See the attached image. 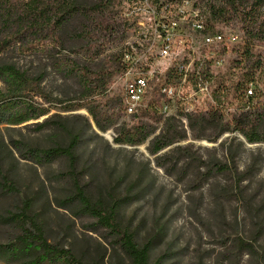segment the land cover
Returning <instances> with one entry per match:
<instances>
[{"label": "rangeland", "instance_id": "374dc122", "mask_svg": "<svg viewBox=\"0 0 264 264\" xmlns=\"http://www.w3.org/2000/svg\"><path fill=\"white\" fill-rule=\"evenodd\" d=\"M73 1L81 8L95 3ZM180 1L158 0L154 7L163 12L160 3H168L175 10ZM127 2L113 4L111 11L116 13L108 22L130 36L135 31L123 27L121 16ZM208 3L219 6L214 0H188L184 9L211 17ZM261 7L262 18L264 5ZM241 17L213 20L222 43L212 36L205 47L203 33L192 26L177 31V38H186V43L170 44L176 60L199 61L213 97L223 103L205 128L189 119L156 121L143 117V110L127 115L119 102L121 42L105 33L104 22L93 23L94 45L84 53L81 34L91 22L83 14H75L63 24L60 45L36 52H20L17 46L0 54V64L8 62L30 75L41 74L40 84L49 98L36 100L48 108L47 114L19 125L0 124V245L17 241L28 226L18 216L25 212L42 227L51 244L70 249L84 262L132 264L108 231L96 226L89 215L79 213L76 201L67 199L75 191L76 180L91 199L106 205L117 203L118 222L138 245L148 246L151 263L264 264V142L248 143L233 129L234 120L244 112L252 118L264 115V40L250 38L257 23ZM100 19L104 16L96 22ZM145 22L138 36L150 34L149 19ZM56 61L59 64L54 66ZM71 62L103 77L105 86L99 83L86 97L80 77L69 71ZM243 73L254 74L256 97L251 103L243 96L244 85L235 86ZM85 101L106 106L111 116L106 130L97 128L87 106H76ZM136 124L149 131L146 141L133 146L114 141L118 131ZM70 134L78 137L72 149L73 167L64 155L40 164L30 158V149L66 147ZM164 134H175L174 142L152 152V139ZM238 238L253 244L254 249H241ZM38 253L23 247L17 251L0 247V264H64L50 259L34 262Z\"/></svg>", "mask_w": 264, "mask_h": 264}, {"label": "trees", "instance_id": "16d2710c", "mask_svg": "<svg viewBox=\"0 0 264 264\" xmlns=\"http://www.w3.org/2000/svg\"><path fill=\"white\" fill-rule=\"evenodd\" d=\"M119 1L95 0L93 5L81 8L73 0H0V54L9 48H16L17 46V50L20 52H36V50L44 51L48 47L60 45L62 26L75 14H83L91 22V25H84L81 34L86 43L82 48L84 53H88L94 45L93 33L95 29L92 27L93 23L98 26L101 22H104L105 33L112 40L118 37V42H120L123 31L119 32L113 24L108 22L110 20L113 21L116 12L111 11V8L113 4ZM214 2H218L219 6L214 5V3H208V8L212 14L211 17L205 16L204 18L202 16L205 33L214 32V19L223 21L240 15L242 16L241 18L251 17L257 23L250 30L249 37L254 40H264V14L261 18L258 13L262 8L261 6L264 5V0H214ZM247 7H249V10H246ZM108 14L109 18L106 20L105 15L107 16ZM102 16H104V19L96 22ZM58 62L56 61L54 66H57ZM69 71H73L80 77L81 88L85 91L86 97L95 92L99 83H101L102 87L105 86L104 78L93 75L86 66H79L71 62ZM253 77V73H243L242 81L235 85L236 87L244 85L243 96L249 103L256 97ZM41 79V74L30 75L12 63L5 62L0 64V124L19 125L24 121L37 119L39 116L48 113V108L44 107L42 102L36 101L38 99L45 101L49 99L41 87ZM250 82L254 85V90L251 95H246V89ZM76 106H87L88 112L99 130H106L110 126L111 116L108 114L106 106L100 108L94 105L93 101L79 102ZM215 111V108H210L206 114H194L193 116H188V119L190 121H198L200 127H209L210 123L216 118ZM144 116H149L159 121L154 110H144ZM59 125L63 127L60 123ZM233 129L241 132L248 143L264 142V115L259 114L256 118H252L244 112L239 119L234 120ZM148 133L149 131L146 130L145 126L136 124L129 129L118 131L114 141L133 146L146 141L149 136ZM70 137V142L66 147L55 146V148L39 150L30 149L28 154L38 164L55 156L64 155L68 157L71 168L75 162L72 149L76 145L78 137L73 134H70ZM175 137V134L172 136L164 134V136L154 137L151 151L154 153L159 152L165 146L173 143ZM217 169L223 170L220 166H217ZM74 184L75 191L67 199L76 201L79 204V213L89 215L95 220L96 226L107 230L126 257L132 261V264H160L158 261L151 263L148 260V246L138 245L132 233L118 222L116 214L117 203L106 205L101 200H93L86 195L83 187L76 180H74ZM18 216L27 220L28 226L22 230V234L15 243L0 245V247L10 251H17L20 247L25 250L33 249L38 251L39 253L34 259V262L38 263H43V261L50 259L59 260L64 264H95L94 262L82 261L70 249L51 244L46 238L42 227L25 212H20ZM238 245L241 249H254L253 244L246 240L244 241L242 238H238Z\"/></svg>", "mask_w": 264, "mask_h": 264}, {"label": "built area", "instance_id": "2783aa9c", "mask_svg": "<svg viewBox=\"0 0 264 264\" xmlns=\"http://www.w3.org/2000/svg\"><path fill=\"white\" fill-rule=\"evenodd\" d=\"M158 0H128L127 9L121 16L123 27H132L135 32L128 34L123 30L120 50V105L130 116L141 110L155 111L159 121L165 118L180 119L186 122L188 116L206 114L210 108H221L223 103L215 100L213 90L209 86V77L198 67L199 61L171 54V42L181 43L186 38H177V31L186 27H195L203 33V42L220 32L205 33L202 14L184 9L188 0H181L175 10L169 9L168 3H160L163 12H158L155 5ZM166 14H161V13ZM191 13L193 16L191 18ZM145 18L150 21V34L138 36V29L145 28ZM137 31V32H136ZM218 44V43H215ZM158 47V51L155 48ZM191 57H195L191 54ZM254 90L252 82L248 83L246 95Z\"/></svg>", "mask_w": 264, "mask_h": 264}, {"label": "bare ground", "instance_id": "6f19581e", "mask_svg": "<svg viewBox=\"0 0 264 264\" xmlns=\"http://www.w3.org/2000/svg\"><path fill=\"white\" fill-rule=\"evenodd\" d=\"M214 38L219 39V36H214ZM208 41H211V40L208 39L207 42H208Z\"/></svg>", "mask_w": 264, "mask_h": 264}]
</instances>
